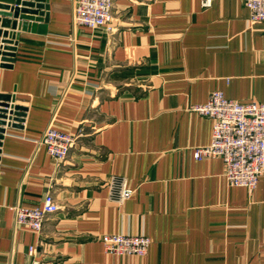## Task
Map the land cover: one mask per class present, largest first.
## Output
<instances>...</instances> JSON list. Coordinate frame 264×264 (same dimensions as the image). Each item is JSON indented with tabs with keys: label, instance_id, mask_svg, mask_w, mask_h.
Instances as JSON below:
<instances>
[{
	"label": "crops",
	"instance_id": "0c3cea01",
	"mask_svg": "<svg viewBox=\"0 0 264 264\" xmlns=\"http://www.w3.org/2000/svg\"><path fill=\"white\" fill-rule=\"evenodd\" d=\"M47 4L0 66L22 108L0 140V264H103L106 233L150 237L132 264H264V172L249 191L192 155L212 130L192 107L212 91L264 103V20L242 0H114L110 32L74 24L75 0ZM48 125L75 134L61 164L39 143ZM47 192L59 209L39 232L14 222Z\"/></svg>",
	"mask_w": 264,
	"mask_h": 264
},
{
	"label": "built area",
	"instance_id": "2783aa9c",
	"mask_svg": "<svg viewBox=\"0 0 264 264\" xmlns=\"http://www.w3.org/2000/svg\"><path fill=\"white\" fill-rule=\"evenodd\" d=\"M114 0H75L72 21L92 29L103 28L114 32L113 23ZM248 9V20L257 22L264 20V0H242ZM210 0H202L204 7ZM8 45H14L11 40ZM0 42V63H9L3 57H9L11 51L2 49ZM5 53V55L3 53ZM13 104V103H12ZM203 116L212 120L211 140L207 145L195 146L192 155L195 159L220 157L224 164V178L229 186H243L252 191L259 176L264 172V103L255 101L240 102L229 99L220 90L210 93L207 101L192 107ZM20 118V117H19ZM5 119L6 127L15 122ZM75 140V134L48 125L42 133L39 143L43 145L50 157L57 164L65 161L69 149ZM128 190L122 180L119 188V199L128 196ZM59 204L52 193H45L41 204L32 206L16 205L13 207L14 222L28 229L39 232L48 215L57 212ZM104 251L111 259L103 264H132L122 257H144L151 239L146 234L106 233L101 236ZM35 250L29 247V254ZM9 264H40L39 262L23 263L12 261Z\"/></svg>",
	"mask_w": 264,
	"mask_h": 264
},
{
	"label": "water",
	"instance_id": "95a60500",
	"mask_svg": "<svg viewBox=\"0 0 264 264\" xmlns=\"http://www.w3.org/2000/svg\"><path fill=\"white\" fill-rule=\"evenodd\" d=\"M48 19L47 0H0V42L4 43L2 49L13 52L16 46L18 33L16 30L34 29L37 27V20L46 22ZM44 26V25H43ZM42 25L39 27H43ZM14 45H8L11 40ZM1 52V51H0ZM3 53V52H2ZM5 55V53H3ZM9 57H3V60L11 63L13 61L12 53ZM9 63H0V66H9ZM12 97L0 94V140L3 138L5 119L20 121L22 108L12 103ZM15 123L10 124L11 126Z\"/></svg>",
	"mask_w": 264,
	"mask_h": 264
}]
</instances>
